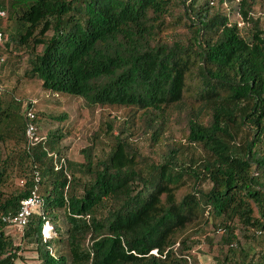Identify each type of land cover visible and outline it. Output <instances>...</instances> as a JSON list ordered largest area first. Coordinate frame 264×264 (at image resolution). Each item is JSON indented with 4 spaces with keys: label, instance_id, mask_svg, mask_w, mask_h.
Masks as SVG:
<instances>
[{
    "label": "trees",
    "instance_id": "trees-1",
    "mask_svg": "<svg viewBox=\"0 0 264 264\" xmlns=\"http://www.w3.org/2000/svg\"><path fill=\"white\" fill-rule=\"evenodd\" d=\"M257 1L0 0V33L11 40L3 51L24 61L23 79L100 108L91 139L110 141L103 159L87 148L81 162L60 165L62 128L28 146L26 115L2 126L13 119V99L0 93V218L16 216L32 192L39 200L18 245L0 220V264H189L200 244L193 232L212 226L226 233L214 264H264ZM234 3L251 26L247 36L231 21ZM169 126L179 145L204 155L179 162L180 151L162 137ZM140 127L161 155L142 157L129 144ZM234 223L255 234L237 251Z\"/></svg>",
    "mask_w": 264,
    "mask_h": 264
},
{
    "label": "rangeland",
    "instance_id": "rangeland-1",
    "mask_svg": "<svg viewBox=\"0 0 264 264\" xmlns=\"http://www.w3.org/2000/svg\"><path fill=\"white\" fill-rule=\"evenodd\" d=\"M236 5L237 3L231 5V10L234 12L231 21L238 24L237 27L242 36H247L251 26L243 24L239 20L236 14ZM253 14L255 16L254 19H257L261 26L264 25V0L257 1ZM5 26L6 20L1 21L0 28H5ZM5 36L7 38L6 44L9 46L7 49L10 50L11 40L7 33H5ZM6 44L0 48V56L6 58L5 66L0 71V93L12 97L11 114L13 119L11 122H3L2 126L7 125L6 127H9L21 124L22 120L20 116L25 115L29 108L28 104L34 102L33 107L30 109H32V112L37 118V122H35V137L39 141L46 136L47 132L62 128L58 131V134L61 135L58 150L64 160L74 163L81 162V152L87 148L92 149L95 158L103 159L107 154V146L110 141L98 139L93 142L91 135L98 129L101 117L105 115V112L98 107H87L78 99L57 97L46 93L41 89V83L38 80L23 79L22 76L25 69L24 61H17L9 56V52L3 51ZM63 116H65L64 121L57 122L54 120V118H64ZM18 134L20 135V133ZM162 137L165 143L167 141L169 146L172 145L180 151L178 160L179 162L183 161L185 165L204 155L198 147L186 145L183 141L179 145L180 135L170 126L168 127L167 133L165 132ZM128 142L142 157L154 159L163 151L162 147L156 146L151 141L150 135L146 134L145 130L141 127L133 134V137ZM48 229L50 230L49 226ZM230 229L237 241V243L234 242L232 245V249L235 251L239 250L240 246H245L254 239L255 234L253 231L239 223H234L232 226L230 224ZM5 233L10 236L14 244L18 245L20 243L21 233L18 230L7 227ZM49 233L48 231L43 237H47ZM193 234H195L194 240L200 244L191 251L193 257L189 264H214L213 256L220 249V245L224 243L226 233L223 230L217 231L216 227L212 226L204 227L201 231L197 229ZM61 249V245L55 246L54 251H60ZM20 255L22 258L29 259L34 257V255L25 251H21ZM27 262L29 264H37V262L30 260Z\"/></svg>",
    "mask_w": 264,
    "mask_h": 264
},
{
    "label": "built area",
    "instance_id": "built-area-1",
    "mask_svg": "<svg viewBox=\"0 0 264 264\" xmlns=\"http://www.w3.org/2000/svg\"><path fill=\"white\" fill-rule=\"evenodd\" d=\"M5 17H6V13L0 11V20H4ZM6 41H7L6 36L3 33H0V47L5 45ZM4 62H5V57L1 56L0 67ZM29 104L30 106L25 114L27 117V123L24 130V136L28 146H33L37 144L39 140L35 137L36 127L34 120L36 117L32 112V109H30L33 107L34 102H30ZM63 163H64V159L60 157V165H62ZM19 183L21 184L22 182L19 181ZM38 207H39L38 197L35 192H32L26 200L21 202L19 212L17 213L16 216L12 218L1 216L0 220L3 223H7L9 227L18 230V232L22 234V230L26 226L29 216L32 213L36 212ZM43 235H45V233Z\"/></svg>",
    "mask_w": 264,
    "mask_h": 264
},
{
    "label": "clouds",
    "instance_id": "clouds-1",
    "mask_svg": "<svg viewBox=\"0 0 264 264\" xmlns=\"http://www.w3.org/2000/svg\"><path fill=\"white\" fill-rule=\"evenodd\" d=\"M48 231H50V230H45V228H43V231H42V233L44 234L45 233V235L48 233ZM45 235H43V236H45Z\"/></svg>",
    "mask_w": 264,
    "mask_h": 264
},
{
    "label": "bare ground",
    "instance_id": "bare-ground-1",
    "mask_svg": "<svg viewBox=\"0 0 264 264\" xmlns=\"http://www.w3.org/2000/svg\"><path fill=\"white\" fill-rule=\"evenodd\" d=\"M44 228H45V230H46V231H47V230H49V229H48V225H45V227H44Z\"/></svg>",
    "mask_w": 264,
    "mask_h": 264
}]
</instances>
